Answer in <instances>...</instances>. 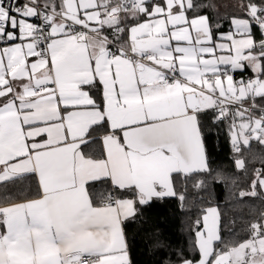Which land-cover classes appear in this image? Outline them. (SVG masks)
<instances>
[{"label":"snow or ice","instance_id":"6c2138e0","mask_svg":"<svg viewBox=\"0 0 264 264\" xmlns=\"http://www.w3.org/2000/svg\"><path fill=\"white\" fill-rule=\"evenodd\" d=\"M195 7L0 0V264H131L122 225L137 204L175 197L174 174L222 179L210 112L232 117L236 169L253 142L264 150V0H241L246 18L219 43ZM250 188L240 196L264 195V167ZM202 213L199 259L179 264H264V213L239 243L221 236L217 207Z\"/></svg>","mask_w":264,"mask_h":264},{"label":"trees","instance_id":"16d2710c","mask_svg":"<svg viewBox=\"0 0 264 264\" xmlns=\"http://www.w3.org/2000/svg\"><path fill=\"white\" fill-rule=\"evenodd\" d=\"M204 1L195 0L194 3L198 6ZM197 8L190 14L201 13ZM231 120L229 116L213 123L211 112L207 117L211 124V135L207 140L209 163L213 176L219 172L222 179L213 181L199 175L190 178L176 175L173 178L175 197L153 199L145 206L137 204L136 216L124 222L131 264H179L181 256L197 259L199 253L193 245V229L202 210L209 206H216L221 214V236L226 242L239 243L249 237L251 223L258 221L264 213V195L241 197L240 193L251 190L255 169L264 167V159H261L264 150L253 142L251 150L243 151L247 170L236 169L229 132ZM201 178L208 182L204 188L197 189L196 181ZM180 194L186 198L183 207Z\"/></svg>","mask_w":264,"mask_h":264},{"label":"crops","instance_id":"0c3cea01","mask_svg":"<svg viewBox=\"0 0 264 264\" xmlns=\"http://www.w3.org/2000/svg\"><path fill=\"white\" fill-rule=\"evenodd\" d=\"M240 2L241 0H205L197 6L198 11L201 13L191 15L190 12L195 13V9L193 8L191 11H189L188 16L189 19L196 15L208 16L214 38L216 39L217 43L224 42L220 40V37L227 34L229 31H234V28L231 24L232 18L234 16L246 18L238 7ZM233 75L234 79L239 80L241 76L247 78L250 77L252 73L250 69L246 71L237 70L233 73ZM174 176H176V174H174ZM197 259H199V257Z\"/></svg>","mask_w":264,"mask_h":264},{"label":"built area","instance_id":"2783aa9c","mask_svg":"<svg viewBox=\"0 0 264 264\" xmlns=\"http://www.w3.org/2000/svg\"><path fill=\"white\" fill-rule=\"evenodd\" d=\"M28 20L31 23H40V21L37 18H28Z\"/></svg>","mask_w":264,"mask_h":264},{"label":"rangeland","instance_id":"374dc122","mask_svg":"<svg viewBox=\"0 0 264 264\" xmlns=\"http://www.w3.org/2000/svg\"><path fill=\"white\" fill-rule=\"evenodd\" d=\"M209 207H216V206H209ZM209 207H207V208H209ZM207 208H206V209H207Z\"/></svg>","mask_w":264,"mask_h":264},{"label":"bare ground","instance_id":"6f19581e","mask_svg":"<svg viewBox=\"0 0 264 264\" xmlns=\"http://www.w3.org/2000/svg\"><path fill=\"white\" fill-rule=\"evenodd\" d=\"M232 152H233V150H232ZM234 153V152H233ZM235 154V153H234Z\"/></svg>","mask_w":264,"mask_h":264}]
</instances>
